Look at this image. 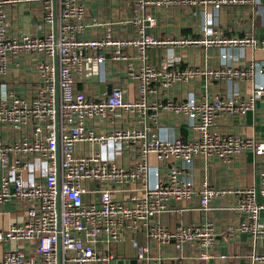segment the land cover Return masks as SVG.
<instances>
[{
    "label": "built area",
    "instance_id": "built-area-1",
    "mask_svg": "<svg viewBox=\"0 0 264 264\" xmlns=\"http://www.w3.org/2000/svg\"><path fill=\"white\" fill-rule=\"evenodd\" d=\"M132 1L140 9L146 5L201 4L218 8L232 4L255 6L261 2ZM33 2L41 4L45 21L54 22L56 17L55 28L42 35L12 33L6 8ZM87 26L101 27L102 32L88 36ZM209 32L205 30L202 36L161 38L147 33L145 24L140 23L134 35H114L109 21L88 14L87 0H0V127L11 130L10 139L0 134V204L13 202L24 212L22 222L0 228V248L13 242L32 244L28 250L3 248L0 264L108 262L115 258L110 252L112 243L141 230L156 244L186 245L196 249V258L208 260L214 256L212 247L219 234L210 219L179 223L170 229L155 216L186 208L182 201L192 198L197 199L200 210H210L213 199L224 194L235 196L230 208L240 216L235 225L228 227L229 235L247 232L253 239L264 235V223L259 220L264 204L256 198L258 192L264 195V139L214 128L218 118L243 115L253 108L256 99L264 96V84H258L244 98L215 95L210 99L193 93L186 98L166 97L162 101L149 98L155 92L156 82L168 87L199 74L244 79L255 72L253 62L246 66L201 69L170 67L173 57L164 60L160 67L147 61V49L153 46L259 44L252 37L212 36ZM261 45L264 47V40ZM27 53L40 54L42 59L35 64L37 80L32 92L23 94L2 79L10 72L11 60ZM116 62L126 63V75L136 83L135 98L126 99L124 88L115 79L103 92L91 85L95 79L105 82L110 64ZM157 110L183 118L192 137L149 135V125H114L106 132L95 127L97 119L115 112L129 113L138 121L148 117L155 121ZM78 144H90L93 148L90 152H76ZM124 148L134 158L132 166L117 162ZM247 150L259 158L258 187L216 189L205 180L194 184L187 173L197 157L231 160ZM151 157L163 169H151ZM125 190H129L126 195L117 196ZM129 238L136 249V259L148 258V247L133 236ZM251 261L264 264V254L252 253Z\"/></svg>",
    "mask_w": 264,
    "mask_h": 264
},
{
    "label": "crops",
    "instance_id": "crops-1",
    "mask_svg": "<svg viewBox=\"0 0 264 264\" xmlns=\"http://www.w3.org/2000/svg\"><path fill=\"white\" fill-rule=\"evenodd\" d=\"M88 14L98 16L102 20L110 22L112 33L134 35L140 23L145 24L147 33L156 37L171 36H202L205 30L209 34L221 37H252L259 42L257 46L252 45H198L188 47L153 46L147 49V61L153 66L160 67L162 62L170 57V67L194 66L201 69L220 68L222 66H246L250 62L256 64L255 72L242 78H213L207 74L191 76L184 80H177L171 86L163 87L159 82L153 84L155 92L149 98L151 101H162L166 97L174 99L186 98L190 94L197 97L212 98L215 95L224 97L244 98L258 84H264V0L255 6H244L239 4L222 5L218 8L205 7L201 4H173L170 6L146 5L143 9L137 8L132 0H87ZM57 11V6H56ZM7 18L11 26L10 30L16 34L42 35L46 31L55 28L54 22L44 20V10L39 2L30 4L17 3L6 8ZM152 18V21L148 20ZM101 27L87 26L85 34L88 36L99 35ZM42 56L36 53H27L15 57L10 62V72L2 80L13 85L21 93H31L36 84L35 64ZM176 59L179 60L176 62ZM124 66V73L122 72ZM109 78L105 82L92 80L91 85L97 92L107 90L115 80L124 88V97L132 99L136 96V83L126 75V63L110 64ZM81 87V85L79 86ZM91 88V87H90ZM103 88V90H101ZM150 113L152 111H149ZM145 116V115H144ZM146 117V116H145ZM113 119V121L111 120ZM148 119V120H147ZM152 121L149 117L138 121L129 113L115 112L104 118L97 119L95 127L101 131H109L114 125L148 127V134H157L162 138L170 136H181L184 139L192 137V131L180 116L157 110V116ZM214 128L220 132H234L236 134L264 139V96L256 99L253 108L248 109L245 114H233L222 116L215 122ZM0 134L10 139L11 130L8 127H0ZM95 149L98 146L94 145ZM93 145L78 144L76 152H90ZM131 152L124 148L123 153L117 157V162L125 167L133 165L134 158ZM151 169L159 166L153 157L150 158ZM259 158L251 150L231 160L220 158L197 157L187 169L188 175L194 184L198 185L206 181L213 188L237 187V186H259L258 174ZM177 165L180 164L176 161ZM154 180L150 175V181ZM136 187L140 186L136 182ZM134 186V184H130ZM118 192L117 196L126 195ZM258 202L264 204V195L257 193ZM235 196L224 194L212 201V209L200 210L196 198L182 201V205L188 207L181 210L174 209L162 212L155 216L158 221L166 227L173 229L179 223H195L204 219H210L218 235L212 247L214 256L208 260L198 259L194 256L196 249L186 245L180 247L174 243L159 245L147 238L144 230L137 231L133 235L138 242L148 247L146 259H136V249L132 246L130 238L112 243L110 252L115 258L108 262H95L93 264H118L119 259L123 263L127 260L136 259V264H252L251 255L254 252L264 254V235L253 239L247 232H239L229 235L228 227L235 225L239 220V214L230 208L234 204ZM24 220V212L13 202L0 204V228H7L13 223ZM259 220L264 223V207L260 211ZM32 244L23 242L7 243L0 248L28 250ZM222 256V257H221ZM119 258V259H118Z\"/></svg>",
    "mask_w": 264,
    "mask_h": 264
},
{
    "label": "water",
    "instance_id": "water-1",
    "mask_svg": "<svg viewBox=\"0 0 264 264\" xmlns=\"http://www.w3.org/2000/svg\"><path fill=\"white\" fill-rule=\"evenodd\" d=\"M101 90H103V88ZM117 263L118 264H136V259L127 260L124 263H123V259H119Z\"/></svg>",
    "mask_w": 264,
    "mask_h": 264
}]
</instances>
